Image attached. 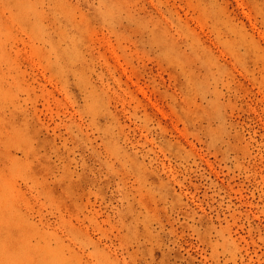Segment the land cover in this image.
I'll use <instances>...</instances> for the list:
<instances>
[{"label":"rangeland","instance_id":"1","mask_svg":"<svg viewBox=\"0 0 264 264\" xmlns=\"http://www.w3.org/2000/svg\"><path fill=\"white\" fill-rule=\"evenodd\" d=\"M38 263L264 264V0H0V264Z\"/></svg>","mask_w":264,"mask_h":264},{"label":"bare ground","instance_id":"2","mask_svg":"<svg viewBox=\"0 0 264 264\" xmlns=\"http://www.w3.org/2000/svg\"><path fill=\"white\" fill-rule=\"evenodd\" d=\"M41 263H42V261H41ZM39 264V263H38Z\"/></svg>","mask_w":264,"mask_h":264}]
</instances>
